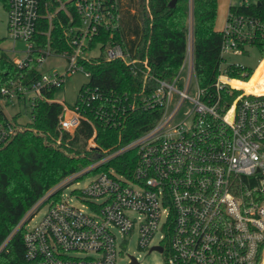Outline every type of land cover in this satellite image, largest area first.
<instances>
[{"label":"built area","instance_id":"built-area-1","mask_svg":"<svg viewBox=\"0 0 264 264\" xmlns=\"http://www.w3.org/2000/svg\"><path fill=\"white\" fill-rule=\"evenodd\" d=\"M5 2L7 38L25 44L23 50L12 47L17 55L11 59L19 69L35 61L39 77L0 84V148L20 129L17 114L11 117L5 110L16 101L28 99L31 114L37 100L59 103V128L69 132L93 119L122 128L137 109L160 110L150 128L112 149L100 148L94 131L87 146L103 154L96 167L131 151L136 154L133 169L125 174L110 166L90 175L76 190L87 210L66 199L40 198L18 225L24 227L27 264H118V247L132 235L138 236L140 248L165 253V264H264V93L233 84L241 79L230 77L223 65L211 86L200 85L191 22L186 55L168 81L152 76L147 61L123 42L97 40L120 29L123 0ZM55 25L67 48L53 46ZM223 31L224 57L244 53L255 35L264 34V22L233 16ZM95 49L99 52L91 55ZM51 57L64 61L61 70L57 64L53 72H42ZM94 57L122 60L135 75L142 71L153 80L151 91L149 86L120 92L86 85L73 105L48 95L76 70L90 80L83 61ZM43 206L46 211L29 227Z\"/></svg>","mask_w":264,"mask_h":264},{"label":"trees","instance_id":"trees-1","mask_svg":"<svg viewBox=\"0 0 264 264\" xmlns=\"http://www.w3.org/2000/svg\"><path fill=\"white\" fill-rule=\"evenodd\" d=\"M137 1V10L132 12ZM170 1L128 0L127 8L122 9L120 29L113 36L104 35L97 40H103L105 45L113 41L123 42L141 61H147L152 76L170 81L179 71L186 55L191 22L196 75L200 85L211 86L224 62V31L215 26L218 0H177L174 6L169 5ZM233 16L264 22V0H241L240 3L230 4L227 20ZM51 40L58 49L69 46L58 25L53 29ZM94 45L92 43L90 47ZM249 45L256 46L264 56V34L259 32ZM83 63L91 72V78L80 90L86 85L113 88L120 92L140 91L146 86H149L150 91L152 89L153 80H146L142 71L135 75L122 60L105 61L101 57H94ZM35 66L36 62L33 61L24 69H19L3 53L0 56V84H9L17 78L29 82L39 77ZM139 66L143 67V64ZM226 68L230 77L245 81L254 73V69L247 66L229 64ZM244 72L246 75H243ZM246 88L255 90L251 83ZM54 92L52 89L47 93L54 96ZM61 112L59 103L37 100L29 128L19 130L0 148V264H27L24 227L18 228L20 221L52 186L103 155L96 149H87L88 140L94 131L95 141L100 148L112 149L118 142L123 145L150 128L160 110L137 109L122 128L105 125L96 119H93V123L82 121L73 132L59 128ZM57 138H60L62 148L53 143ZM65 149L82 154L73 156ZM135 160V152L129 151L110 160L99 170L114 166L119 172L129 174ZM61 195L62 191H58L51 197L56 198V202Z\"/></svg>","mask_w":264,"mask_h":264},{"label":"rangeland","instance_id":"rangeland-1","mask_svg":"<svg viewBox=\"0 0 264 264\" xmlns=\"http://www.w3.org/2000/svg\"><path fill=\"white\" fill-rule=\"evenodd\" d=\"M219 1V0H218ZM241 0H233L231 4L234 3H240ZM127 2L128 0H124V9L127 8ZM230 6V5H229ZM138 7V1L135 7L132 8V12L136 11ZM229 10V8H228ZM226 16H223V18H217L215 26H219L224 28L225 22H226ZM7 8H6V2L5 0H0V56L3 53L9 54V56L15 57L16 54L12 51V47L15 46L17 50H23L25 48V44L21 41H18L14 43L13 41L9 40L7 38ZM99 52L98 49L92 50V54H97ZM225 60L223 62V66H227L229 64H242L245 65L251 69H254V73L251 76V80L255 84H264V56L261 55L259 49L256 46H246V49L244 53H225ZM63 60L57 57H51L49 58L43 66L40 68V70L44 73H50L53 72L56 69L57 64L60 67L58 68L61 70V67L63 66ZM58 66V65H57ZM89 81V78L85 75L83 70H76L75 72L68 73L65 76L64 85L61 88H57L54 92V96L58 99L64 100L67 104L73 105L76 100L79 93V90L81 87L86 84ZM245 81V80H244ZM252 84V83H251ZM253 85V84H252ZM189 105H186L185 109ZM5 110L9 116L16 115L17 123L19 125V130H25L29 128V123L32 120V114H31V105L30 101L27 99L26 101L18 102L16 101L13 104H9L5 107ZM34 131L38 132L37 129L34 128ZM39 133L42 134V131H39ZM61 140L60 138L55 139L54 144L57 146H60ZM87 149L88 146H87ZM66 152L73 156H79L82 154V152L78 151H71L69 149H65ZM91 150V149H90ZM84 154V153H83ZM99 158H95L91 160L87 165H85L82 169L77 170L69 175H67L65 178H63L61 181H59L57 184L52 186L46 194H44L43 198H49V202L54 201V197H51L52 194L62 191L61 199L68 200L71 204L83 209L87 210L86 204L80 200L76 195V190L83 188L91 179V176L93 173L99 171V167L102 165L96 167V162H98ZM104 167V166H102ZM76 176V177H73ZM67 180V181H65ZM71 180H76L74 182H71L67 187H65V184L70 182ZM46 211V207L43 206L38 213L34 216L31 222H29V227L34 225L44 214ZM118 235L117 229H113ZM138 236L132 235L131 238L128 240L127 243H121L119 245L120 253L118 255V264H128L129 263V255H134L141 264H165V258L166 254L159 252V251H149V249H142L138 245ZM159 241V235L154 238L152 241L153 244H156Z\"/></svg>","mask_w":264,"mask_h":264},{"label":"bare ground","instance_id":"bare-ground-1","mask_svg":"<svg viewBox=\"0 0 264 264\" xmlns=\"http://www.w3.org/2000/svg\"><path fill=\"white\" fill-rule=\"evenodd\" d=\"M233 84H235L236 86H239V87H242V88H245V90L247 91V92H253V93H255V94H260V93H264V84H255V83H253L252 82V80H251V77H250V79L248 80V81H242V80H236V81H233L232 82ZM248 83H252L253 85H254V87H255V90H250V89H247L246 88V85L248 84Z\"/></svg>","mask_w":264,"mask_h":264},{"label":"crops","instance_id":"crops-1","mask_svg":"<svg viewBox=\"0 0 264 264\" xmlns=\"http://www.w3.org/2000/svg\"><path fill=\"white\" fill-rule=\"evenodd\" d=\"M232 1L233 0H219L218 1V14H217V18H219V17L220 18H223V16L228 15V8H229V5L231 4ZM226 20H227V18H226ZM216 29L222 30V28L219 27V26H216ZM9 57L11 58L12 56H9Z\"/></svg>","mask_w":264,"mask_h":264},{"label":"water","instance_id":"water-1","mask_svg":"<svg viewBox=\"0 0 264 264\" xmlns=\"http://www.w3.org/2000/svg\"><path fill=\"white\" fill-rule=\"evenodd\" d=\"M176 1L177 0H171L170 3H169V5L170 6H174L176 4ZM258 3H260V2H258ZM154 249H157V250H160L161 251L162 250V247H155ZM132 260L133 261H132L131 264H139L138 261L136 260V258L134 256H132Z\"/></svg>","mask_w":264,"mask_h":264}]
</instances>
